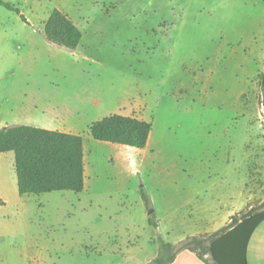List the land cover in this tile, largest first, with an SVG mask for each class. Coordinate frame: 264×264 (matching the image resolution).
<instances>
[{"label":"rangeland","instance_id":"obj_1","mask_svg":"<svg viewBox=\"0 0 264 264\" xmlns=\"http://www.w3.org/2000/svg\"><path fill=\"white\" fill-rule=\"evenodd\" d=\"M4 1L19 11L0 4V104L55 94L152 132L118 160L91 135L80 193L21 195L14 152L0 153V264H148L162 239L264 210V0ZM55 8L83 32L74 50L46 37ZM250 254L264 264V221Z\"/></svg>","mask_w":264,"mask_h":264},{"label":"trees","instance_id":"obj_2","mask_svg":"<svg viewBox=\"0 0 264 264\" xmlns=\"http://www.w3.org/2000/svg\"><path fill=\"white\" fill-rule=\"evenodd\" d=\"M0 4L19 11L4 0ZM45 33L50 42L73 50L83 37L80 27L58 8L45 21ZM260 83L264 108V70ZM151 132V122L120 113L99 119L90 126V133L98 140L136 148L148 145ZM4 152H14L21 195L65 190L80 193L85 189L84 136L81 134L28 124L9 125L0 128V153ZM143 198L149 204L148 195L143 194ZM4 203L0 197V205ZM263 221L264 210L249 211L240 218L234 216L229 227L197 242V235L187 237L189 240L180 245L162 239L158 255L148 264H249L248 245Z\"/></svg>","mask_w":264,"mask_h":264},{"label":"crops","instance_id":"obj_3","mask_svg":"<svg viewBox=\"0 0 264 264\" xmlns=\"http://www.w3.org/2000/svg\"><path fill=\"white\" fill-rule=\"evenodd\" d=\"M88 106L89 108L80 109L76 103H71V101H61L55 94L50 95L46 93H40V94H37L34 99L29 100L27 98H22L21 94L17 92H13L12 94L7 95L6 99L3 101V104H0V128L7 127L9 125H15V124H28V125H32L36 127L50 129V130H57V131L66 132V133L83 135L84 136L85 181H86V186L84 189L85 191L90 188V184L92 180L91 179L92 173H91V168L89 165L90 162H87L86 160V148H85L86 140H90V136L92 135L90 133V126L93 122L99 119H102L106 116H109V115H106L101 118H93V113L95 109L94 107L90 105ZM115 113H120V114H124L127 116H131V114L128 112L127 113L126 112H114L112 114H115ZM138 118L146 120L143 117H138ZM103 142H106V141H103ZM111 143L112 142H106V144L108 145H110ZM110 146H114L116 148L117 160L122 155V153L120 152L121 150H126V151L135 150L134 152L136 153L140 152L139 150L133 147L125 146L121 144L110 145ZM0 197L5 201L4 204H7L8 199L6 195L4 194L2 188H0ZM214 215L215 214L213 213L212 216L210 215L207 216L209 219H211L209 220V222L214 223L213 218H216ZM252 239H253V236L249 242L248 252H247L249 264H252V258L250 254Z\"/></svg>","mask_w":264,"mask_h":264}]
</instances>
